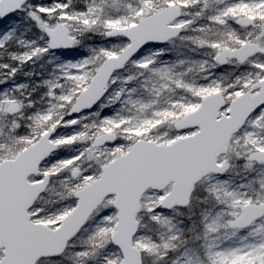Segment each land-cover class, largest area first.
Segmentation results:
<instances>
[{
  "label": "snow or ice",
  "instance_id": "6c2138e0",
  "mask_svg": "<svg viewBox=\"0 0 264 264\" xmlns=\"http://www.w3.org/2000/svg\"><path fill=\"white\" fill-rule=\"evenodd\" d=\"M0 264H264V0H0Z\"/></svg>",
  "mask_w": 264,
  "mask_h": 264
}]
</instances>
